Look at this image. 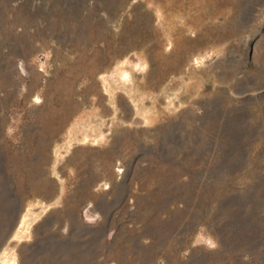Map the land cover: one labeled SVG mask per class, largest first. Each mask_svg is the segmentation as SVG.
Returning a JSON list of instances; mask_svg holds the SVG:
<instances>
[{"label":"rangeland","instance_id":"rangeland-1","mask_svg":"<svg viewBox=\"0 0 264 264\" xmlns=\"http://www.w3.org/2000/svg\"><path fill=\"white\" fill-rule=\"evenodd\" d=\"M0 264H264V0H0Z\"/></svg>","mask_w":264,"mask_h":264}]
</instances>
